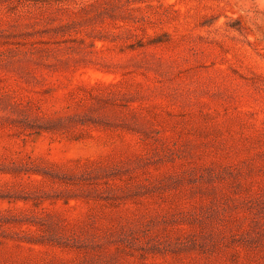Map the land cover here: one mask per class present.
<instances>
[{"label": "rangeland", "instance_id": "374dc122", "mask_svg": "<svg viewBox=\"0 0 264 264\" xmlns=\"http://www.w3.org/2000/svg\"><path fill=\"white\" fill-rule=\"evenodd\" d=\"M0 264H264V0H0Z\"/></svg>", "mask_w": 264, "mask_h": 264}]
</instances>
